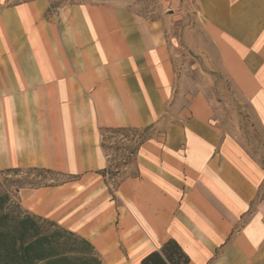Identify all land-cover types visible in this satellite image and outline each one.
Returning a JSON list of instances; mask_svg holds the SVG:
<instances>
[{
  "label": "crops",
  "instance_id": "1",
  "mask_svg": "<svg viewBox=\"0 0 264 264\" xmlns=\"http://www.w3.org/2000/svg\"><path fill=\"white\" fill-rule=\"evenodd\" d=\"M187 51L264 118V0H0V172L68 177L22 207L139 262L174 239L186 264H264V170L203 96L179 104ZM129 130L111 197L106 141Z\"/></svg>",
  "mask_w": 264,
  "mask_h": 264
},
{
  "label": "rangeland",
  "instance_id": "2",
  "mask_svg": "<svg viewBox=\"0 0 264 264\" xmlns=\"http://www.w3.org/2000/svg\"><path fill=\"white\" fill-rule=\"evenodd\" d=\"M189 18L186 24L192 23ZM183 78L179 85L181 100L179 104L188 107L191 97L203 96L205 103L214 115L212 121L222 126L223 130L241 142L250 157L264 170V118L256 115L249 100L242 99L239 92L225 80L224 73L209 63L207 55L202 52L187 51L184 55ZM140 131H124L110 135L106 141L111 153V164L105 170L103 185L111 197L118 188L119 181L127 174L132 165L133 153L137 143L143 138ZM53 180V181H51ZM68 180V177L39 169L13 170L0 172V200L6 201L1 211L10 218L29 214L35 217L46 231L62 228L57 223L28 212L19 202L16 189L19 187H36L57 184ZM261 197L264 195V190ZM71 232V231H70ZM80 236V235H79ZM95 249L104 264H138L132 258L130 249L119 240L115 246L97 247L89 235L80 236ZM104 248H106L104 250ZM107 251V252H106ZM106 252V253H105Z\"/></svg>",
  "mask_w": 264,
  "mask_h": 264
},
{
  "label": "trees",
  "instance_id": "3",
  "mask_svg": "<svg viewBox=\"0 0 264 264\" xmlns=\"http://www.w3.org/2000/svg\"><path fill=\"white\" fill-rule=\"evenodd\" d=\"M5 202L0 200V264H104L87 240L66 229L46 231L29 214L10 218L1 211ZM188 260L177 242L168 239L139 264H186Z\"/></svg>",
  "mask_w": 264,
  "mask_h": 264
}]
</instances>
